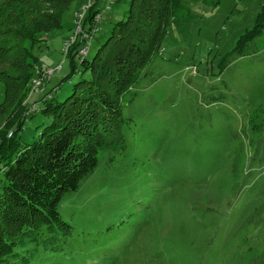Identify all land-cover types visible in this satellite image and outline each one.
Instances as JSON below:
<instances>
[{"label":"rangeland","instance_id":"rangeland-1","mask_svg":"<svg viewBox=\"0 0 264 264\" xmlns=\"http://www.w3.org/2000/svg\"><path fill=\"white\" fill-rule=\"evenodd\" d=\"M88 1L74 0L61 28L30 46L24 98L0 107V142L23 111L14 141L37 142L56 105L93 79L81 58L91 62L130 0H94V28L77 17ZM263 3L180 0L160 53L121 98L124 148L101 149L93 175L58 203L69 235L28 243L7 264H264ZM12 57L0 65L11 79ZM3 93L0 82V104Z\"/></svg>","mask_w":264,"mask_h":264},{"label":"trees","instance_id":"trees-1","mask_svg":"<svg viewBox=\"0 0 264 264\" xmlns=\"http://www.w3.org/2000/svg\"><path fill=\"white\" fill-rule=\"evenodd\" d=\"M72 2L74 0H4L1 3L0 65L3 68L9 65L7 57L14 56L20 75L11 79L12 67L0 73L4 89L0 107L17 94V99L24 98L26 70L32 68L29 48L41 35L61 28L63 14ZM179 2L130 0L126 19L97 49L91 62L81 58L80 64L91 71L93 79L88 85L83 82L80 87L75 86L71 94L56 105L51 125L39 134L37 142L14 141L27 117H23L24 111L22 119L14 116V124L6 129L2 127L0 153L6 162L0 177V264H7L28 243H32V247L48 242L54 245L55 241L69 235L72 227L60 218L58 203L93 175L101 149L118 152L124 148L120 133L121 98L139 80L137 75L147 61L160 53L165 31ZM97 13L93 8L88 19L83 20L85 25L92 26ZM257 24L264 25V3ZM80 44H83L81 40L75 47ZM78 52L77 49L72 58H76ZM99 65L105 69L95 78ZM104 90L111 93L110 100Z\"/></svg>","mask_w":264,"mask_h":264},{"label":"built area","instance_id":"built-area-1","mask_svg":"<svg viewBox=\"0 0 264 264\" xmlns=\"http://www.w3.org/2000/svg\"><path fill=\"white\" fill-rule=\"evenodd\" d=\"M111 1H113V0H111ZM93 5H94V0H89L87 5L82 6V7H81V11H80V13H79L78 16H77L78 19H79V20H83L84 18H86L87 15L89 14V12L93 9V8H92ZM96 20H100L99 13H97V14L95 15V18H94L93 22L95 23ZM76 22H77V21H76ZM78 23H79V22H77V25H78ZM92 27L94 28L93 25H92ZM80 30H81V26L78 25L77 33H80ZM91 30H92V29H91ZM93 33H94V30H93ZM93 33H90V31H89V33H87V35H86L87 37H85V38H88V40L90 41V38L92 37L91 34H93ZM72 40H75V37H74ZM72 40H71V41H72ZM71 41H70L69 43L66 44V48H67L68 45H71V46H72L73 43H72ZM84 46H85V45H84ZM87 49H88V44H87L86 47H84V48H82V49L80 48V50H81V52L79 51V52H80V56H82V57H83V56H86V54H87V52H88ZM79 52H78V54H79ZM46 74H47L48 76H49V75L52 76V75H53V72H52L51 70H49V72H47ZM38 84H40V81L37 82V85H38Z\"/></svg>","mask_w":264,"mask_h":264}]
</instances>
